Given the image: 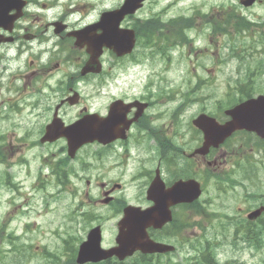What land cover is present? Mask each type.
I'll use <instances>...</instances> for the list:
<instances>
[{"label": "flooded vegetation", "instance_id": "1", "mask_svg": "<svg viewBox=\"0 0 264 264\" xmlns=\"http://www.w3.org/2000/svg\"><path fill=\"white\" fill-rule=\"evenodd\" d=\"M119 5L120 2L115 5L113 0H0V124L21 123L25 137L30 139L23 142L26 138H20V143L16 141L19 146H14L15 133L2 135L4 130L0 127L3 132L0 133V166L3 169L6 166L2 156L20 155L24 145L26 150L40 148L39 155L48 151L49 157L65 156V141L57 134L60 124L64 127L91 115L94 120L115 128V138L88 145L91 155H87L88 148H81L73 159L66 160V167L59 161L52 169L56 179L63 178L66 171L71 175L84 167L100 170L107 176L103 181L93 174L99 201L103 197L115 201L116 188L126 185L119 181L125 179L142 181V187L156 179L165 187L193 179L206 192L210 176L222 175L225 164H230V168L238 165L236 159L250 155L257 139L252 133L237 131L223 145L210 148L204 155L196 154L202 146L203 135L192 124L195 117L188 113L192 104L186 99V103L177 105L185 95L178 92L176 84L166 81L174 71L185 73L193 66L191 61L185 62L191 46L188 40L192 36L187 20L139 19L133 21V25H139L133 29L130 27L132 18H125L122 28H132L135 37L139 30L136 44L140 51L118 58L104 50L99 59L101 72L82 74L89 54L85 47H76L75 42L90 41L101 34L100 29L94 28L101 14ZM171 41L176 43L175 48ZM173 48L179 49L177 55L172 53ZM168 50L171 51L167 53ZM152 53L157 58L155 68H151ZM205 54L197 50L194 57ZM147 72L167 83L151 82L149 78L154 76L146 77ZM136 76L139 79L134 82ZM172 88L177 93L172 92ZM252 97L241 95L235 105ZM220 121L222 124L226 120ZM14 168L9 167L11 171L5 174L4 181L0 180L10 186L13 193L0 186V198L6 203L8 194L12 193L14 197H9V204L21 202L12 205V208H20L12 212L26 219L29 211L24 205L28 201L17 191L19 182L12 184L20 175ZM124 169L130 176L122 172ZM35 180L38 186L44 181L37 173ZM262 206L264 204L259 207ZM208 208V199L175 205L171 209L173 223L165 229L175 237L180 229L176 225L178 218L189 219ZM248 212L240 205L235 210L241 217Z\"/></svg>", "mask_w": 264, "mask_h": 264}, {"label": "rangeland", "instance_id": "2", "mask_svg": "<svg viewBox=\"0 0 264 264\" xmlns=\"http://www.w3.org/2000/svg\"><path fill=\"white\" fill-rule=\"evenodd\" d=\"M120 1L121 0H113L115 5ZM168 4L170 5L165 9L167 15L175 16L186 14V16L192 20V24L196 29L199 30L206 29L207 23L221 21L224 16V12L221 8L228 9L230 6L234 8L237 7L238 11L251 21H257L259 22L258 24L264 21L263 0L248 9H241L238 5V0H148L143 5L139 15L143 17L142 19L160 15L162 9ZM194 8H196L194 14L203 13L204 15L195 16L192 14ZM163 20L165 21L166 19L164 18ZM252 33V35H255L254 37H251V35H243V38L236 36L238 45L244 54L237 50L235 54L229 58L226 57V39L214 41V48L211 51L212 57L213 55L215 57L218 56L219 61L224 59L221 63L216 61V66H213L214 62L211 61L212 58L210 57L204 59L194 57V62H197V65L207 68V71L200 68L197 69L200 73L196 75L203 77L204 83L200 88H195L192 91V93L196 94L195 98L199 103V107H203L208 111L212 110V112L218 108L217 106L219 104L221 107H224L227 103L230 89L235 81H237L238 76L241 79H245L246 82H254V85H257L256 89L262 88L264 85V53L258 55V52H255V41L264 34V25H256ZM200 45L207 46L204 38L200 40ZM219 51L224 57H220ZM166 78L167 80L171 79L177 81L179 79V73L174 71ZM138 79L139 77L136 76L134 82H137ZM163 84L164 82H162V85ZM83 91L86 93L89 92V90ZM198 111V105H194L193 110L188 113L194 115ZM11 126H14V128L11 129ZM0 127L4 130V134H2L3 132L0 130L2 135L8 134L11 131L15 133L13 140L10 139L13 141L14 146H19L16 144V141H19L21 137H25V129L21 123L4 122L0 124ZM5 137L6 136H3L4 141H6ZM27 141L30 142V139H27ZM21 148H24L21 150V153L27 152L25 156L28 161H30L29 169L32 172H36L38 162L34 159V156L37 151L26 150V145ZM37 149L41 150L40 148ZM87 152V155H89V153L91 155L90 148H88ZM48 153V151L44 152L45 155H48ZM83 153L84 151H82V154ZM4 158L10 165L22 163V155L12 156L6 154ZM236 161L238 165H235L234 168L231 169L233 171L231 173V182H227L221 186L225 191L219 192L215 189V185H210L207 195L204 197V199L210 198V200H212V204L208 210L209 216H204L203 219L201 217H194L189 221V225L191 224L192 226H189V230L186 231V234L192 239L199 237L202 232L206 231L208 235L211 236L214 229H216V233L220 232L222 235L227 236L233 224L232 219L238 220V218L233 217L236 215L239 216L235 214L236 208L240 205L245 209L252 205L251 201L246 199V196L251 194L258 198V196L264 195V151H253L250 155H244L242 159H236ZM248 161H252V163L247 165ZM229 166L230 164H225L224 170H228L230 168ZM6 170L7 169H3V166H0V180L4 181L5 174L8 172ZM72 181L73 183H77V180L74 178H72ZM50 183L55 182L51 181L47 185ZM0 184H2V181ZM23 184L28 186V182H24ZM69 185L70 184H64L60 186V188L68 190ZM76 186H78L77 194H80L77 200L67 197L66 193H61L59 187H46L41 197L38 198L40 201V210L42 209V211L36 212L33 216L27 213V218H21L18 222H12L10 209H8L10 207L9 197H14V195L12 193L8 194L9 197H7L6 203L2 202L0 198V212L2 213H0V250H2L0 256L3 254L0 264L3 262H6L5 264L8 262H12V264L15 262H19L18 264L21 262V264H46V262H44L46 258L40 254L48 255L49 252H54L56 255L61 254L62 256L60 257L63 258H60V261L64 259V256H66V258L69 257L67 256V245L71 240H64L76 236L81 238L77 244L79 245L85 240L87 232L92 226L91 223L102 222L101 219L99 221L91 219L81 223L83 220L81 217L83 209H91V212H94L95 207H93L92 202L86 197L87 194H85V190L87 187L85 182H79ZM1 192L5 193L2 190ZM218 193H223L224 195L219 196ZM13 209L20 210L17 206ZM222 211L226 212L230 217H219L218 215L221 214ZM103 212L105 216H110L112 215V208L107 207V209H103ZM239 218H241V216H239ZM26 223L30 224L29 227H26ZM98 223L93 225L96 226ZM31 224L32 228L30 229ZM102 225L106 231L108 228H112L113 230V223L111 222H104ZM27 229L29 233H26ZM21 232H23L22 238H17ZM10 237L14 238L18 247H20V243L23 241L27 243L29 239L33 240V242H31L33 244H31L29 248H15L13 250L10 245L13 239L10 240ZM217 238L224 243L223 238H220L219 234ZM3 240L5 243H2ZM8 240L10 241L8 242ZM105 241L108 242L107 238H105ZM238 248L241 249L240 246ZM219 254L220 264H224L228 261H231L232 264H264V243L262 247L258 248L255 246L251 250H234L231 246L223 245L219 250ZM187 257V248L183 246L182 249L174 255L173 260L179 261L181 258L186 259ZM49 261L51 262V259H49Z\"/></svg>", "mask_w": 264, "mask_h": 264}, {"label": "water", "instance_id": "3", "mask_svg": "<svg viewBox=\"0 0 264 264\" xmlns=\"http://www.w3.org/2000/svg\"><path fill=\"white\" fill-rule=\"evenodd\" d=\"M143 1L145 0H126L119 10L102 17L100 22L94 26V28L102 29L103 33L86 43L87 51L91 58L90 63L93 64L103 47L112 49L117 56L125 55L131 51L134 44L132 33L127 35L125 32L119 31L118 25L125 15L133 14L140 8ZM254 1L241 0L240 3L248 7ZM85 42L80 41L81 44ZM225 114L230 117V120L224 125H219L214 119L203 115L194 120L195 127L203 133V144L197 153L207 151L210 147H217L235 130L245 129L264 137V97L247 100L235 108L226 111ZM92 129L90 122L87 121H81L73 125L72 130L77 132L79 137L76 144L72 147L76 148L96 137ZM198 194L197 185L195 188L189 187L181 191V195H184L185 198H195ZM262 210L264 211V208ZM145 212L137 216L133 214V211L131 214L126 212V215L118 224L119 231L116 238L118 246L110 250H102L100 248L101 237L99 229L91 230L87 235V240L79 246L76 263H95L113 255L122 260L125 257L131 256L136 250L150 254L164 253L172 250L169 246L160 245L148 239L144 232L145 228L148 226L155 227L160 222L150 214L153 213L155 215V209ZM259 213L260 210L251 213L248 218L254 219Z\"/></svg>", "mask_w": 264, "mask_h": 264}, {"label": "trees", "instance_id": "4", "mask_svg": "<svg viewBox=\"0 0 264 264\" xmlns=\"http://www.w3.org/2000/svg\"><path fill=\"white\" fill-rule=\"evenodd\" d=\"M238 11L236 10H231L230 12L227 13L226 19L224 24L217 25V29H220V31H223L224 28L221 29L222 26H231L233 27L236 31H242V30H248V23L245 21V17L241 16ZM241 23V24H240ZM244 23V24H243ZM149 27L151 24H147ZM138 27V26H137ZM137 35H139V30L137 29ZM227 31V29H226ZM149 32H147L148 34ZM236 43H232L231 51L232 53L236 52L237 48ZM240 82V81H239ZM251 91V90H250ZM262 225L258 224L255 226L254 224L251 223H245L244 220L234 222V228L237 234V238L239 237L240 241H247L248 244H252L254 242V246H257L258 248L263 246L264 243V221L261 222ZM73 238V237H72ZM195 243L200 245V249L198 250V262H172L170 259H163L159 258L158 260L151 259L150 257L144 258L143 256H139L138 258L135 257L130 260V262H126V264H217L215 261V254L212 250L213 244L209 242V240L205 237H202L201 240L197 239L195 240ZM203 243L204 246H203ZM52 255V254H48ZM53 256V255H52ZM58 264L61 263V261H55ZM51 264L54 263L50 262ZM65 264H75L73 259H67ZM99 264H125L123 263H117L114 261H106L103 263ZM226 264H232L231 262H226Z\"/></svg>", "mask_w": 264, "mask_h": 264}, {"label": "bare ground", "instance_id": "5", "mask_svg": "<svg viewBox=\"0 0 264 264\" xmlns=\"http://www.w3.org/2000/svg\"><path fill=\"white\" fill-rule=\"evenodd\" d=\"M241 24V23H240ZM244 24V23H243ZM257 145V144H256Z\"/></svg>", "mask_w": 264, "mask_h": 264}]
</instances>
